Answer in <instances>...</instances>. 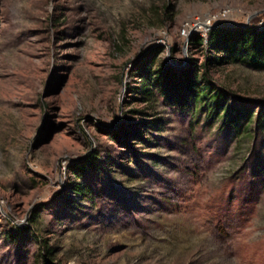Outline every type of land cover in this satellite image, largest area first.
<instances>
[{"label": "rangeland", "instance_id": "rangeland-1", "mask_svg": "<svg viewBox=\"0 0 264 264\" xmlns=\"http://www.w3.org/2000/svg\"><path fill=\"white\" fill-rule=\"evenodd\" d=\"M263 23L264 0H0V264H264V71L193 41Z\"/></svg>", "mask_w": 264, "mask_h": 264}, {"label": "trees", "instance_id": "trees-1", "mask_svg": "<svg viewBox=\"0 0 264 264\" xmlns=\"http://www.w3.org/2000/svg\"><path fill=\"white\" fill-rule=\"evenodd\" d=\"M193 41L198 45L204 44L206 50L218 55L214 59L215 64H242L254 70L264 71V23L260 29L254 26L215 27L208 32L207 39L196 36ZM145 67L140 66L143 72L149 74V69ZM182 78L179 89L196 97L198 93L196 77L186 72Z\"/></svg>", "mask_w": 264, "mask_h": 264}]
</instances>
